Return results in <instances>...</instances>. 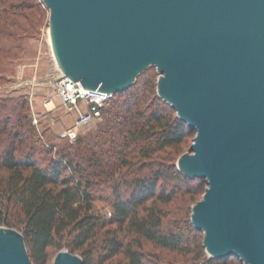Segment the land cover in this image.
<instances>
[{
    "label": "water",
    "instance_id": "95a60500",
    "mask_svg": "<svg viewBox=\"0 0 264 264\" xmlns=\"http://www.w3.org/2000/svg\"><path fill=\"white\" fill-rule=\"evenodd\" d=\"M42 1L71 81L116 94L155 66L158 96L195 130L176 166L206 181L190 216L205 251L264 264V0ZM0 264H33L2 225ZM52 264L83 261L64 248Z\"/></svg>",
    "mask_w": 264,
    "mask_h": 264
},
{
    "label": "trees",
    "instance_id": "16d2710c",
    "mask_svg": "<svg viewBox=\"0 0 264 264\" xmlns=\"http://www.w3.org/2000/svg\"><path fill=\"white\" fill-rule=\"evenodd\" d=\"M138 79L103 108L104 121L96 131L76 138L67 151L58 149L45 162L35 156L36 140L30 139L31 149L24 151L19 134L0 138V225L23 234L33 264H44L50 247L77 253L83 264H92L95 253L97 264L119 253L125 264H145L142 239L181 248L179 228L165 227L147 201L169 202L179 185H193L191 179L195 190L189 187L187 193L202 192L204 179L153 159L158 151L182 144L194 129L159 96L162 104L152 106L154 85L150 93ZM5 127L0 123V135ZM101 188L110 193V216L93 206ZM216 263L206 256L198 264Z\"/></svg>",
    "mask_w": 264,
    "mask_h": 264
},
{
    "label": "rangeland",
    "instance_id": "374dc122",
    "mask_svg": "<svg viewBox=\"0 0 264 264\" xmlns=\"http://www.w3.org/2000/svg\"><path fill=\"white\" fill-rule=\"evenodd\" d=\"M48 24L49 10L42 0H0V123L6 126V132L0 138L7 141L12 134H19L24 140L19 147L24 151L31 149L28 146L30 139L36 140L38 143L34 149L38 152L35 156L44 162L56 155L58 149L67 151L76 138L96 131L104 121L102 116L89 124L74 127L75 114L62 105L50 82L54 55ZM158 75L155 66H149L137 76L140 77L137 82L144 81L150 93L154 85V93L150 94L152 106L162 104L156 89ZM70 130L76 134L73 139L69 136ZM194 136L195 130H191L182 144L158 151L153 159L165 162L172 169L178 157L189 152ZM118 177L115 175L114 178ZM195 181L191 179L192 186L179 185L180 191L169 202L147 201L148 208L158 210L165 227L179 228L184 242L181 248L168 249L142 239L141 252L145 264H198L209 256L202 245L203 232L197 230L190 219L192 205L202 198L207 186L204 180L202 192L187 193L189 187L195 190ZM97 191L93 201L95 211L110 216V193H105L104 188ZM61 249L48 248L44 264H52ZM96 254L92 264H97ZM215 260L216 264H244L234 257ZM125 263V256L119 253L102 264Z\"/></svg>",
    "mask_w": 264,
    "mask_h": 264
},
{
    "label": "built area",
    "instance_id": "2783aa9c",
    "mask_svg": "<svg viewBox=\"0 0 264 264\" xmlns=\"http://www.w3.org/2000/svg\"><path fill=\"white\" fill-rule=\"evenodd\" d=\"M50 82L66 110L75 113V128L99 120L103 108L115 95L98 89H88L79 82L71 81L59 68L55 59ZM69 136L73 139L76 134L70 130Z\"/></svg>",
    "mask_w": 264,
    "mask_h": 264
},
{
    "label": "bare ground",
    "instance_id": "6f19581e",
    "mask_svg": "<svg viewBox=\"0 0 264 264\" xmlns=\"http://www.w3.org/2000/svg\"><path fill=\"white\" fill-rule=\"evenodd\" d=\"M50 38V37H49Z\"/></svg>",
    "mask_w": 264,
    "mask_h": 264
},
{
    "label": "crops",
    "instance_id": "0c3cea01",
    "mask_svg": "<svg viewBox=\"0 0 264 264\" xmlns=\"http://www.w3.org/2000/svg\"><path fill=\"white\" fill-rule=\"evenodd\" d=\"M75 114V113H74Z\"/></svg>",
    "mask_w": 264,
    "mask_h": 264
}]
</instances>
